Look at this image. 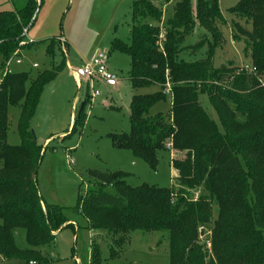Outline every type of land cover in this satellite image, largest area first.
<instances>
[{"label": "trees", "instance_id": "trees-1", "mask_svg": "<svg viewBox=\"0 0 264 264\" xmlns=\"http://www.w3.org/2000/svg\"><path fill=\"white\" fill-rule=\"evenodd\" d=\"M157 2L167 5L171 0L134 1L131 42L116 40L114 47L131 58L129 80L134 90L152 86L159 90L134 95L130 133L110 138L116 148L132 151L153 169L158 153L172 145L182 156L172 162L175 186L132 189L123 172L89 171L94 188L80 199L76 212L94 229L119 236L112 257L123 250L130 232L165 231L170 264H264V0H239L230 9L252 27L234 25L235 41H245L243 52L251 61L247 69L232 63L213 65L219 45L212 25L221 18L219 0H196V19L212 40L205 42L204 57L192 62L181 59L189 48H199L184 46L194 32L192 0L175 5L164 41H160L163 9ZM39 6L42 0H29L19 10L0 12L1 74L15 52L31 44L27 34ZM56 46L52 40L50 52ZM57 74L53 68L30 78L8 70L0 86V257L21 264L47 262L41 248L73 226L63 208L43 203L36 179L48 146L38 144L31 121L45 87ZM168 84L170 93L165 94ZM169 96L170 112L150 115ZM202 96L215 110L220 126L204 109ZM87 101L68 136L84 127ZM9 103L22 104L18 146L7 142ZM200 227L210 233L209 251L200 240ZM19 229L25 231L28 249L17 245ZM90 264H103L98 245L93 246Z\"/></svg>", "mask_w": 264, "mask_h": 264}, {"label": "rangeland", "instance_id": "rangeland-1", "mask_svg": "<svg viewBox=\"0 0 264 264\" xmlns=\"http://www.w3.org/2000/svg\"><path fill=\"white\" fill-rule=\"evenodd\" d=\"M28 1L0 0V12L19 10ZM134 1L42 0L35 25L27 34L31 44L17 50L3 71L8 69L12 73H27L30 78H34L46 70L58 69L56 78L42 93L31 121V130L38 144L48 146L36 176L41 199L44 204L63 208L73 226L61 230L53 243L41 248L47 262L37 264H90L94 245L99 247L103 264H170L167 232H130L126 235L127 243L123 250L112 257L111 248L119 236L94 229L86 218L76 212L80 199L94 188L89 171L123 172L128 175L126 183L132 189L143 186L171 189L175 186L177 172L172 162L182 156L176 155L172 148L158 153L157 166L153 169L132 151L116 148L110 138L111 135L130 133L129 113L134 95L153 94L159 90L157 86L134 90L129 80L131 58L114 47L116 40L127 45L131 42ZM181 1L171 0L167 5L157 2L163 9L160 41H164L165 28L174 16L175 5ZM238 2L219 0L221 18L214 19L212 25V33L219 45L213 60L215 68L228 63L242 69L251 68V61L243 52L245 41H235L237 32L234 25L252 29L245 20L230 12ZM195 12L196 0H192L194 32L186 38L184 46L198 44L199 48H189V52L181 55V59L189 62L202 59L207 50L205 42L212 40L196 19ZM52 40L57 41V46L50 52ZM97 50L107 53L108 65L118 78V86L110 89L104 83L94 81L91 88L86 81H82L83 88L80 89L71 69L84 66ZM17 60L21 63L17 64ZM96 91L99 94L92 96ZM86 98L89 101L84 110L85 125L78 133L68 136L73 128L71 118L78 116ZM201 102L208 115L220 126L207 97L202 96ZM21 105H8L7 142L12 146L21 144ZM170 110L169 96L166 101L154 106L150 115L168 114ZM15 237L19 248H29L24 230H17ZM0 264L21 262L0 257Z\"/></svg>", "mask_w": 264, "mask_h": 264}, {"label": "built area", "instance_id": "built-area-1", "mask_svg": "<svg viewBox=\"0 0 264 264\" xmlns=\"http://www.w3.org/2000/svg\"><path fill=\"white\" fill-rule=\"evenodd\" d=\"M108 55L107 53L97 50L90 60L84 64V66L79 67L77 69H71L75 79L79 83L80 88H82V81L85 82L92 88L93 82L98 81L104 83L107 87H117L118 78L117 76L109 70L108 67ZM17 64H20L21 61L17 60ZM36 68L37 66L34 65ZM8 69L4 73H0V86L3 82V78L5 77ZM170 93L169 84L165 90V94ZM98 91L94 92L92 96H97ZM169 149L172 148V145L168 146ZM200 240L203 243H206V248H211V243L209 240L210 233L204 228H199ZM208 238V239H207Z\"/></svg>", "mask_w": 264, "mask_h": 264}, {"label": "crops", "instance_id": "crops-1", "mask_svg": "<svg viewBox=\"0 0 264 264\" xmlns=\"http://www.w3.org/2000/svg\"><path fill=\"white\" fill-rule=\"evenodd\" d=\"M67 65H68V64H67ZM68 66H69V65H68ZM33 67H34V65H33ZM108 67H109V65H108ZM109 70L111 71L110 68H109ZM111 72L114 73L113 71H111ZM114 74H115V73H114ZM115 75H116V74H115ZM82 83H83V82H82ZM78 85H79V83H78ZM117 86H118V85H117ZM82 88H83V86H82ZM82 88H80V89H82ZM108 88L112 89V88H115V87H108ZM74 118H75V117H73V116H72V118H71V119L73 120V123H74ZM66 134H67V133H66ZM63 135H65V134H63ZM63 135H62L61 137H63ZM47 142H48V140H47ZM47 142H46V143H47Z\"/></svg>", "mask_w": 264, "mask_h": 264}, {"label": "water", "instance_id": "water-1", "mask_svg": "<svg viewBox=\"0 0 264 264\" xmlns=\"http://www.w3.org/2000/svg\"><path fill=\"white\" fill-rule=\"evenodd\" d=\"M39 10H40V6H39V8H38V10H37V14L39 13ZM82 108H83V104L81 105L80 110H82ZM32 134L34 135V132H33V131H32ZM34 138H35V135H34Z\"/></svg>", "mask_w": 264, "mask_h": 264}]
</instances>
